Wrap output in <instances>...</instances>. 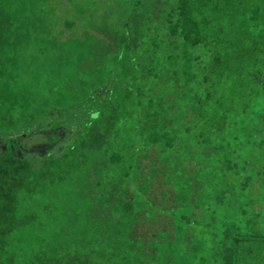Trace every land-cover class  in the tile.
<instances>
[{
	"label": "trees",
	"instance_id": "16d2710c",
	"mask_svg": "<svg viewBox=\"0 0 264 264\" xmlns=\"http://www.w3.org/2000/svg\"><path fill=\"white\" fill-rule=\"evenodd\" d=\"M0 144V264H234L264 0H0Z\"/></svg>",
	"mask_w": 264,
	"mask_h": 264
},
{
	"label": "water",
	"instance_id": "95a60500",
	"mask_svg": "<svg viewBox=\"0 0 264 264\" xmlns=\"http://www.w3.org/2000/svg\"><path fill=\"white\" fill-rule=\"evenodd\" d=\"M234 264H264V241L256 239L239 240Z\"/></svg>",
	"mask_w": 264,
	"mask_h": 264
},
{
	"label": "rangeland",
	"instance_id": "374dc122",
	"mask_svg": "<svg viewBox=\"0 0 264 264\" xmlns=\"http://www.w3.org/2000/svg\"><path fill=\"white\" fill-rule=\"evenodd\" d=\"M2 146L3 145L0 144V150H1ZM253 185H254L253 190L255 191V196H256V202L254 203V205L252 207L251 206L247 207V209L245 210L246 215H244L241 212L240 208H237V211L235 212V216L237 219H247L250 216H253V207L255 209H257V211L259 212V216L261 218L264 216V187H261V185H259L256 182H254ZM149 196L155 199L156 197L159 196V194L157 191H154L153 193L150 192ZM244 225L248 226V224H244ZM140 230L141 231L145 230L146 234H149V235L152 234V231L148 230V228L146 226H141ZM218 264H220V263H218Z\"/></svg>",
	"mask_w": 264,
	"mask_h": 264
}]
</instances>
